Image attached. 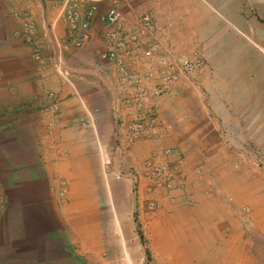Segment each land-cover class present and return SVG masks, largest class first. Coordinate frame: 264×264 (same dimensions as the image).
<instances>
[{
    "label": "crops",
    "instance_id": "crops-1",
    "mask_svg": "<svg viewBox=\"0 0 264 264\" xmlns=\"http://www.w3.org/2000/svg\"><path fill=\"white\" fill-rule=\"evenodd\" d=\"M116 1L127 28L148 14L162 46L207 59L212 71L199 76L198 87L181 83L157 99L159 114L172 125L167 137L125 146L123 126L133 108L123 98L133 89L120 83L104 56L107 25L95 19L89 39L72 44L63 0H0V264H139L145 253L150 264H264V182L244 178L241 186L235 179L225 187L218 167L193 169L201 155L230 149L221 133L235 122L213 114L222 109L225 118L236 117L234 109L251 106V67L237 75L232 62L264 60V0ZM110 2L100 1L99 11ZM16 11L28 13L31 29L11 16ZM126 67L146 69L140 56ZM256 70L264 83V67ZM205 93L210 121L203 115ZM261 98L257 107H264ZM257 118L263 130L264 116ZM239 128L241 139L250 138V126ZM165 146L190 161L185 182L177 180L182 186L170 191L144 176L145 160ZM129 166L138 174L133 198L123 196ZM230 194L244 198L249 216L237 214Z\"/></svg>",
    "mask_w": 264,
    "mask_h": 264
},
{
    "label": "built area",
    "instance_id": "built-area-1",
    "mask_svg": "<svg viewBox=\"0 0 264 264\" xmlns=\"http://www.w3.org/2000/svg\"><path fill=\"white\" fill-rule=\"evenodd\" d=\"M102 0H63L66 19L70 22L73 33L69 40L72 44H82L89 39V30L92 22L97 19L107 25L103 32L106 59L114 63L119 71L121 84H129L132 91H128L123 102L133 108L131 117L124 123L126 136L123 145L130 146L144 139L164 135L170 127L169 122L159 114L157 99L177 91L181 83L189 88L198 87L199 76L204 72L205 66L201 58H190L177 53L168 44L162 46L157 38L158 26L148 15L141 14L133 20L132 28H127L124 13L116 0H111L105 11H99V2ZM82 12V18L79 13ZM12 16L22 17V26L28 30L32 24L28 21V13L12 12ZM30 33V32H29ZM26 42L32 48V56L40 60L38 50L32 43L31 35L26 37ZM133 56H140L146 69L143 74L139 71L131 72L126 67V60ZM117 146H121L118 134L115 136ZM172 148L162 149L166 156L163 164L156 158V151L147 159L144 167V176L147 177L152 187L175 189L181 187L183 161L180 158H171ZM167 157H169L167 159ZM136 179V180H135ZM138 179L134 175V181ZM150 209L155 203H148ZM139 264H150L143 256Z\"/></svg>",
    "mask_w": 264,
    "mask_h": 264
},
{
    "label": "rangeland",
    "instance_id": "rangeland-1",
    "mask_svg": "<svg viewBox=\"0 0 264 264\" xmlns=\"http://www.w3.org/2000/svg\"><path fill=\"white\" fill-rule=\"evenodd\" d=\"M137 16H139V15H137ZM125 19H126V17H125ZM126 21H127V19H126ZM236 33L238 35H240L242 38H244L245 40L249 41V39H247L246 36L242 35V33L240 34L238 31ZM251 48H252V51L260 52V46L258 44H254L253 42H251ZM241 51H244V47L241 48ZM191 58H195V57H191ZM201 59L203 61V65L205 66L204 72L206 71V69H209V71H212L213 66L211 64V61L204 59V58H201ZM232 63H233V67L235 68V71L237 72L236 73L237 75H238L239 71H241L240 69L245 70V69L249 68L248 66L251 67V69H249V71L251 73L247 72V75L250 74L249 76H251V78L249 76H247L248 80L250 79L252 81L251 82L252 83L251 106H248V105L245 106L244 105L240 108L234 109V113L236 115H238L236 117H234L233 116L234 114H233V115H231V117L225 118L223 115L220 114L223 112L222 109L220 111H218L217 115L213 114V116H215V120L220 121L223 119V120H229L227 122H233V121L235 122V123H227V126L224 127V130L221 133V134H224L226 137L224 146L230 147V149L227 151L226 155L225 154H220L219 156L213 155V154L212 155H210V154L201 155L200 157H198L200 160L193 167V169H195L196 172H197V169L201 172L202 168L205 167L206 165H208L210 167H213L211 165L218 167L219 171H220L219 174L222 177V180L226 182L225 187H227V185H230V186L236 185L237 182H232L235 179L238 181H241L240 183H238L241 186H243V182H246V180H249V182L251 181L252 183L254 181H257V182L263 181L264 182V129L260 130L261 122H259L260 118H257V116H261V117L264 116V107H257V105L260 102V100H258V98L260 96H262L261 100H264V96H263L264 95V83L260 81V78H262V77L257 76V75H259L258 74L259 71L256 70V69H259L261 67H264V60L262 61V60H252L251 59L250 61L249 60L244 61V60L239 59V60H234V62H232ZM241 76H237L236 79L237 80L241 79ZM259 82H261V84ZM189 87L190 86L188 85L187 89L192 90ZM192 88H193V86H192ZM194 88H196V87H194ZM200 92H201L200 94L203 95L202 93L205 92V89L201 88ZM193 99L198 100V97L196 96V94L194 95ZM202 101L204 103L203 104L204 109L207 108V109H205L207 112L205 111L203 113V115L205 114L204 118L206 120L210 121L213 118V116L211 115L212 109L209 107L210 99L209 100L207 99V93H205L204 97H202ZM158 107H159V105H158ZM204 109H203V111H204ZM226 109L228 110V108H226ZM227 110H225V111H227ZM200 114H201V111L198 109V113L196 116V118H198L197 121H201V119H200L201 115ZM243 115L247 116V117H251V122L250 123L241 122V119H243V117H242ZM169 125H170V127L168 128V131L164 135L162 134L161 136H158L156 139H162V138L164 139L165 137H167L166 135L169 134L170 129L172 127L171 123H169ZM248 126L251 127L248 135H251L252 137L250 136V138H246L245 140H243V139H241V137H242L241 133L242 132L240 131L239 127L247 128ZM229 141H232V142H229ZM230 143L232 145H228ZM116 145H117V142H116ZM166 147H170L173 150L171 152L172 155H170L171 158L175 157V158L182 159V161H183V167H182L183 178H182V180H184V182H185L186 176L184 174H185V171L187 169L189 160H187L184 152L179 151L175 147H171V146H165L163 148V150ZM131 158L132 157L129 155L124 156L125 163H127V162L130 163ZM156 158L160 164H163L164 160L166 159V156L161 151L160 153H158L156 155ZM168 158L169 157H167V159ZM146 161H147V159L145 160V163H146ZM145 163H144V165H145ZM189 164H190V161H189ZM245 168H248V170H250V172H248V173L246 172L247 174L243 173V169H245ZM129 170L131 171V177L132 178L130 179L129 175L127 173H125V176L123 178L125 180L126 187L123 189V196L133 198L135 196V193H136V188L134 186H136L138 183V181L134 182V175H137V177H138V174H136V172L132 171L133 168L131 166H129ZM200 172H197V173H200ZM244 178H246V180ZM156 188H160V187H156ZM232 188L233 187H231V189ZM162 189L170 191L164 187H162ZM225 197L229 202H233L234 204L237 205L236 206V212L241 217L244 218L247 215L249 216V214H251L252 208H250V205L248 203H245L243 197H241V196L235 197V195H233V194L227 195ZM256 200H258V198H256ZM258 202L259 201H257L256 205H259ZM144 253H142V254H144ZM148 261H149V259H148Z\"/></svg>",
    "mask_w": 264,
    "mask_h": 264
}]
</instances>
